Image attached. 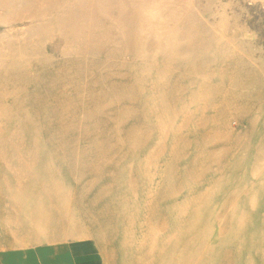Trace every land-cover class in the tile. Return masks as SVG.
Masks as SVG:
<instances>
[{"label":"rangeland","instance_id":"1","mask_svg":"<svg viewBox=\"0 0 264 264\" xmlns=\"http://www.w3.org/2000/svg\"><path fill=\"white\" fill-rule=\"evenodd\" d=\"M0 264H264V0H0Z\"/></svg>","mask_w":264,"mask_h":264}]
</instances>
